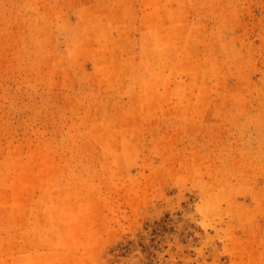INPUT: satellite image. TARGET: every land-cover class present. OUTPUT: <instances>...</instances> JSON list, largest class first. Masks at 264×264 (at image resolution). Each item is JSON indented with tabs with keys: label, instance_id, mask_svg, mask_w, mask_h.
I'll list each match as a JSON object with an SVG mask.
<instances>
[{
	"label": "rangeland",
	"instance_id": "1",
	"mask_svg": "<svg viewBox=\"0 0 264 264\" xmlns=\"http://www.w3.org/2000/svg\"><path fill=\"white\" fill-rule=\"evenodd\" d=\"M0 264H264V0H0Z\"/></svg>",
	"mask_w": 264,
	"mask_h": 264
}]
</instances>
